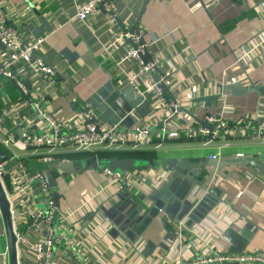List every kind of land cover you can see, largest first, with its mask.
<instances>
[{"label":"crops","instance_id":"0c3cea01","mask_svg":"<svg viewBox=\"0 0 264 264\" xmlns=\"http://www.w3.org/2000/svg\"><path fill=\"white\" fill-rule=\"evenodd\" d=\"M86 1L0 0L10 22L18 24L19 27L28 19L34 29L40 25L37 11L45 15L54 26L53 31L42 35L45 41L39 53L56 70V76L53 80L40 74L32 73L31 76L37 84L35 89L41 93L51 114L60 121H65L76 113L73 103L78 97L88 98L101 87L113 82L118 87L128 83L122 78L121 69L115 65L126 48L114 52L113 57H107L104 46L118 31H130L137 23L145 32L146 40L159 37L154 50L163 54L164 67L173 64L177 68L174 82L182 83L186 94L192 100L204 94L216 93L218 83L225 84L229 79L237 78L249 88L251 80L257 85H264V59L255 61L246 72L235 64L237 50L264 28V0H150L143 12L141 10L144 0H114L113 11L121 18L122 24L111 14L104 13L99 6L85 21L78 20L79 7ZM199 2L203 5L196 8L195 5ZM65 48L79 54L74 63H69L61 54ZM138 67L133 59L124 63V68L130 74ZM5 81V77L1 76V105L4 104V96L10 94ZM225 93L222 100L212 101L208 106L204 102L195 103L197 116L201 118L206 113L218 114L225 109V116L232 121L245 118L255 121L264 119V107L260 106V103H264V94L257 90L240 96H235L230 91ZM22 98L20 92L18 99ZM182 116L183 113L180 118L186 120ZM142 122L143 119H140L138 124ZM208 141L206 137L189 138L184 131L177 138L155 139L158 147L148 149L153 157L133 158L141 160L142 166L129 169L144 170L147 173L146 180L131 184L129 189L121 192H116V187L100 191L105 182L103 169L88 168V160L93 156L101 161L111 159H105L91 151L74 152L68 147L45 159L25 155L23 160L31 172L42 171L57 161L81 159L85 171H57L59 192L63 194L60 210L74 209L97 192L98 196L90 210L94 211V205L102 206L105 210L103 211L106 216L98 213L82 224L81 228L75 227V239L87 244V256L75 250L76 246L70 244L69 236L57 241L53 264H172L178 252L169 251L164 245L169 234L160 222H154L148 227L145 233L148 242L144 239L138 246L144 247L143 251L135 250V240L132 241L124 232L129 229L136 209L141 211L153 204L148 196L158 187L155 182L152 183L156 173H159L160 182H167L172 178L173 171H164L162 167L166 160L175 158H187L194 164L206 163L208 158L214 159V156L216 159H226L223 166L217 169L219 186L225 189L221 198L226 203H219L200 224L184 229L185 240L189 244L196 243L199 237L225 254L237 255L245 250L252 253L264 252V170L259 175H254L257 169L251 164L247 168L238 164L254 159L264 162V144L252 133ZM219 152L221 153L218 154ZM239 153L243 155L238 156ZM9 156L10 151L0 144V160ZM111 158L126 159L118 156ZM234 159L240 161L235 162ZM150 160L156 166L152 162L148 163ZM207 168L212 169L214 165ZM207 176V172H203L200 178ZM148 180H152L151 183ZM179 180L181 178L178 176L177 181ZM0 183L7 196L11 188L8 177ZM169 190H172V186ZM143 195L147 196L141 198ZM133 196L140 200L137 205ZM8 204L10 205L9 201ZM40 204L38 202L37 206L41 207ZM16 217V223L12 225L13 232L26 231L29 226L27 214L19 211ZM103 217L112 223L109 231L102 230ZM88 224L94 230L89 231L86 227ZM170 226L172 227L171 223ZM46 235L48 231L44 227L31 229L27 233V239L32 244ZM0 240L9 253V233L1 201ZM15 250L17 264H36L34 253L27 246H24L23 254L21 247H16ZM68 250L73 252L75 258ZM177 250L180 251L178 248ZM194 253L195 250L189 248L182 256L193 258Z\"/></svg>","mask_w":264,"mask_h":264},{"label":"built area","instance_id":"2783aa9c","mask_svg":"<svg viewBox=\"0 0 264 264\" xmlns=\"http://www.w3.org/2000/svg\"><path fill=\"white\" fill-rule=\"evenodd\" d=\"M100 2L104 3L107 11L114 10V0H87L80 5L77 19L85 21L98 10ZM202 5L199 2L195 7ZM33 30L29 19L21 27L10 22L7 12L0 5V40L5 45L4 49L0 47V77L14 81L29 97V99L23 97L12 100L7 94L4 96V104H0V144L10 151L7 159L0 160V182L6 177L9 179L11 188L6 198L10 203L12 225L16 223L15 218L19 215V211L24 215L27 214L29 222L26 231L16 230L14 232L15 246L21 247L22 254L24 246H27L28 250L34 253L36 264H53L57 241L69 236L70 244L73 243L76 246L75 250L87 256V244L75 239L74 231L76 226L81 228L82 224L88 222L82 221V218L91 211L90 206L99 192L83 200L76 208L62 211L57 208L54 189L48 185L42 171H29L23 160L25 155L45 159L53 157L68 147H71L74 152L148 150L158 147L155 139L177 138L182 131L189 138L206 137L208 142L216 138L240 137L252 133L264 144V119L255 121L245 118L232 121L225 116V109L221 113H206L201 117L207 123L213 124V128L199 124L186 112H181L176 119L167 121L175 113L172 109H178L180 106H185L196 114L195 103L186 94L183 84L174 82L177 68L173 64L164 67L163 54L154 50V45L159 41L158 36L146 40L144 44H139L138 48L126 43L127 39L139 43L141 36H145L142 29L140 34L125 29L118 31L104 46V49L107 57H113L114 52L126 48L125 53L117 59L115 65L121 69L122 78L134 85L139 93L149 101L150 112L141 117L133 110L130 114L136 122L129 128L123 127L120 122L111 125L104 124L98 128L97 123L88 120V114L79 112L74 113L65 121H60L51 114L41 93L35 89L37 84L31 76L32 73L40 74L51 80L56 76V70L47 64L39 53L45 37L36 38ZM146 51L150 52L152 57L144 61L140 54ZM130 59L135 60L139 65L138 69L131 74L124 68V63ZM259 59H264V28L237 50L235 64L240 68L245 67L246 72ZM151 71L162 72L160 81H164L175 97L170 103L162 97V89L152 78ZM26 77L32 81L31 89H27L24 85L23 80ZM216 92L221 93L220 100L226 96V91L222 89L218 88ZM260 106L264 107V103H260ZM182 113L184 115L182 117L186 118L185 123L179 121ZM140 119H143V122L138 124ZM242 155L243 153L238 154V156ZM102 173L105 182L101 186V192L111 190L113 187H116V192H121L129 189L131 184L142 183L147 178L144 170L118 171L104 168ZM159 178V173L153 177V182L157 185L160 184ZM37 181L41 183V188L37 186ZM38 202L44 206L38 207ZM97 207L94 205L93 210ZM57 211L58 223L54 225L53 219ZM102 220V230L109 231L112 226L111 221L106 217ZM170 223L176 230L177 237L170 243L169 251L178 252L172 264H264V252L252 253L245 250L237 255L225 254L199 237L196 243L189 244L183 236V230L187 228L185 220H173ZM43 227L47 229L48 235L29 244L27 233L31 229ZM86 227L89 231L94 230L90 224ZM99 237L102 238V236ZM143 240L139 237L134 242L135 250L144 249V247H138ZM189 248L195 250L194 257L184 258L182 254Z\"/></svg>","mask_w":264,"mask_h":264},{"label":"water","instance_id":"95a60500","mask_svg":"<svg viewBox=\"0 0 264 264\" xmlns=\"http://www.w3.org/2000/svg\"><path fill=\"white\" fill-rule=\"evenodd\" d=\"M149 1L150 0H144L141 12L145 11ZM99 8L104 13H109L114 16L119 24L123 23L115 11L106 10L103 2L99 3ZM36 13L38 14L40 25H38L33 30V35L36 38H39L47 31H53L54 26L45 15L40 14L38 11ZM130 31L140 34L141 27L137 23L132 26ZM145 42L146 38L144 35H142L139 43H135L131 39H127L126 43L133 46L134 48H138L139 44H144ZM0 47L2 49L5 48V45L1 42V40ZM61 54L66 57L71 64L74 63L79 57L78 53L71 52L69 48H65ZM140 55L144 61L151 59L152 57L151 53L148 51ZM44 60L47 62L46 58H44ZM242 69L243 72H245V67ZM150 74L154 81L157 82L158 86L162 89V97L166 100V102L170 103L171 100H174L175 97L169 91L168 86L164 83V81H160L162 72L151 71ZM23 81L27 89H31L33 87L31 79L24 78ZM13 83L20 90L14 81ZM250 84L251 88L236 78L234 80L229 79L225 84L218 83L217 87L220 90L222 89L224 91H230V93L235 96L245 95L251 90H257L261 94H264V85H257L253 80L250 81ZM20 92L22 93L23 97L29 99L25 93H23L21 90ZM220 99L221 93L216 92L214 94H204L198 98H194L193 102H204L208 106L212 101L219 102ZM73 104V109L75 112L88 114V120L97 123L98 128L104 124L111 125L119 122L122 126L129 128L136 122L134 117L130 114L133 110L141 117H144L150 112L149 101L146 100L135 88V86L130 83L118 87L115 85V82H113L110 85L101 87L88 98H84L83 96L78 97L77 101ZM172 110L175 111V113L170 118H168L167 121L176 119L181 112H186L199 124L208 128H213V124L207 123L185 106H180L178 109ZM179 121L185 123V120L181 118H179ZM225 160L226 159L208 158L206 163L200 164L191 163V161L187 158L166 160L165 166L162 167V169L164 171H173L172 178L167 182L162 180L160 184H158V187L152 190L148 198L153 202V204L145 207L143 210H141L142 212L139 209L134 211V216L131 218L129 229L126 230L124 234L130 237L132 241H136L139 239V237H142L147 241L148 238L145 233L147 232L148 227L154 222H160L164 226L166 232L169 234L164 240L166 242L164 245H166V248L169 249L170 243L173 242L177 237L176 230L170 226L171 221L184 219L186 227L192 228L200 224L219 203H226V201L221 198L225 189L219 186V177L217 172V169H220L223 166ZM81 161V159L62 162L57 161L54 164H50L48 168L42 170L48 185L54 189V196L58 209L61 206L63 194L59 192L60 181L57 176V171L62 169L66 171L83 172L86 170V168H84V165ZM88 161L90 163L88 168L90 169L112 168L114 170L123 171L129 170L134 166H142L141 160L133 158L101 161L97 159V156H93L89 158ZM233 161L239 162L240 160L234 159ZM150 162L153 163V166H156V163L153 160L148 161V163ZM238 164L244 166L245 168L251 164L257 169V171L254 172V175H259L261 171L264 170V162H260L258 159H254L252 161L249 160L245 163L239 162ZM209 165H214V168L208 169L207 166ZM203 172H207L208 176L206 178H200L203 175ZM178 176L181 178L179 181H177ZM151 181L152 180H148L150 183ZM37 186L41 188V183L39 181H37ZM171 186L172 190H169ZM127 187L128 186H126V188ZM145 196L147 195H143L141 198H144ZM132 198L135 200V204L137 205L140 200L137 199V196H133ZM0 201L3 206L10 240L9 253L7 248H4L3 244H1L0 240V264H8V261H10V264H17L15 235L12 227L11 214L7 198L1 187V183ZM231 207L234 208V205ZM103 210L104 209L102 206H98L94 211L87 213L82 218V221H89L98 213L105 215V210ZM165 216L167 218H165ZM57 219L58 211L54 216L53 222L58 223ZM68 253L73 258H75L71 250H68Z\"/></svg>","mask_w":264,"mask_h":264},{"label":"trees","instance_id":"16d2710c","mask_svg":"<svg viewBox=\"0 0 264 264\" xmlns=\"http://www.w3.org/2000/svg\"><path fill=\"white\" fill-rule=\"evenodd\" d=\"M5 84H6V88L7 90L10 92V94H8V96L12 99V100H18V97L20 95V92L18 90V88L14 85L13 81L5 78ZM93 154H98V156L104 157L105 159H112L111 157L113 156H118L121 158H149V157H153V153L148 151V150H131V151H112V150H101V151H96V152H92Z\"/></svg>","mask_w":264,"mask_h":264},{"label":"rangeland","instance_id":"374dc122","mask_svg":"<svg viewBox=\"0 0 264 264\" xmlns=\"http://www.w3.org/2000/svg\"><path fill=\"white\" fill-rule=\"evenodd\" d=\"M40 206L43 207L44 205L41 203Z\"/></svg>","mask_w":264,"mask_h":264}]
</instances>
